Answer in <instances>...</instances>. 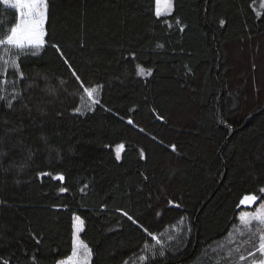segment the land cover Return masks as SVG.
<instances>
[{
  "label": "trees",
  "instance_id": "trees-1",
  "mask_svg": "<svg viewBox=\"0 0 264 264\" xmlns=\"http://www.w3.org/2000/svg\"><path fill=\"white\" fill-rule=\"evenodd\" d=\"M48 5L0 89V261L58 264L77 216L90 264H229L212 248L264 201L240 204L264 197V0ZM17 21L0 0V39Z\"/></svg>",
  "mask_w": 264,
  "mask_h": 264
},
{
  "label": "snow or ice",
  "instance_id": "snow-or-ice-1",
  "mask_svg": "<svg viewBox=\"0 0 264 264\" xmlns=\"http://www.w3.org/2000/svg\"><path fill=\"white\" fill-rule=\"evenodd\" d=\"M2 2L4 4H9L10 0H2ZM172 6V0H165L164 7L167 10L170 11ZM10 7L17 11L18 22L15 26L11 27L10 34L6 35L5 38L0 39V45L5 46V55L13 57L10 60H4L3 63L5 65L10 64L14 70H18L19 66L14 57L25 54V49L27 48H41L44 44V23L47 19L49 5L48 0H11ZM161 14V0H156V15L159 17ZM223 23L224 21H221V24ZM53 47L57 46L53 45ZM57 50L59 51L58 48ZM32 54L35 55L36 53ZM65 62L67 63V61ZM148 74H151L150 71ZM81 86L83 87V84ZM85 91L88 92V89H85ZM88 94L91 96V92ZM0 99H2V97H0ZM128 122L132 123V121ZM173 150H175V146H173ZM141 156H143V152L141 153ZM119 158L118 150L117 159ZM59 179H63V177L61 176ZM61 191H63V189H61ZM259 191L264 193V187H261ZM258 199L264 200V197H258L256 194H249L244 196L240 201V204L250 207L255 204ZM128 218L130 220L132 219L131 216ZM238 220L240 221V225L236 228V231L241 237L246 238L242 240L235 251L239 253L241 248H244L247 245L252 246V248H249L247 251V257L241 254L239 260L244 261L248 257H251L250 264H264V203H261L254 212L241 213ZM133 223H136V221L133 220ZM254 223L257 225L256 227H253ZM257 236L258 243H255L254 241ZM152 239L157 243H160L156 236H152ZM37 243H39V241H37ZM253 248L254 251L252 250ZM81 249H83V252L85 253L83 264H87V259L91 256V252L83 241L75 237L73 240L71 256L58 261V264H82L79 258ZM160 255H163V251H161ZM141 259H143V257H141ZM0 264H8V262L0 261Z\"/></svg>",
  "mask_w": 264,
  "mask_h": 264
},
{
  "label": "rangeland",
  "instance_id": "rangeland-1",
  "mask_svg": "<svg viewBox=\"0 0 264 264\" xmlns=\"http://www.w3.org/2000/svg\"><path fill=\"white\" fill-rule=\"evenodd\" d=\"M10 3H11V0H10ZM10 3L6 4V5H10ZM164 3H165V0H161V13L162 14L160 16L167 15L171 12V10L169 11L164 7ZM155 14H156V0H155ZM43 40H44V36H43ZM42 47L41 48H31V47L27 48V49H25V54L37 53L42 49ZM4 48H5V46L0 45V89L6 98L13 99V98H16L19 94L18 80L21 77V73L19 72V69L14 70L10 64L5 65L3 63L4 60H10L13 58V57H10L8 55H5ZM228 51H229V59L234 60L231 62L236 61V63H239L237 47L236 46H230ZM25 54H23V55H25ZM19 56H21V55H19ZM19 56L14 57L16 59V61L18 60ZM137 70H138L139 76L145 77L148 75V73L145 70H143L141 67H138ZM261 72L264 73V68H262ZM238 74H239V72H238ZM235 76H237V75L234 74V76H232V77L235 79ZM257 85H258V83H257ZM260 87L263 88V90H264V84L260 85ZM247 95H248L247 104L250 105L251 101H250L249 97L253 96V94L251 92H249ZM88 96L91 97L92 101L94 100V95H92V93H91V96L89 94H88ZM257 99H259V95H257V97L254 96V100H257ZM122 148H123L122 145H119L115 148L116 154H117V151L119 150V157H120V154L122 152ZM261 203H264V201ZM259 205L253 210H244V211L240 212L238 214V217L243 212H254L259 207ZM81 222H82V220L79 217L74 216L73 240H74V237L81 240L80 239V232L83 229V222L82 223ZM239 225H240V221L238 220L237 224H234L230 228L229 234H227L226 237L223 238L222 240L218 241L220 243L215 242V244L216 243H218V244H216L215 246L213 245L214 247L212 248V250L216 251L220 254L222 253L224 259L228 260L229 264H250V261L252 259L251 257H248L244 261H240L239 256L241 254H243L247 257V251L249 248H252L251 245H247L244 248H241V251L239 253L235 251V249L242 242V240L244 238H246V237H241L239 235V233L236 231V228ZM256 226L257 225L254 223L253 227H256ZM254 242L258 243V236L256 237ZM252 250L254 251V248ZM71 254H72V252H71ZM71 254H70V256H71ZM84 256H85V253L83 252V249H81L80 253H79V258H80L82 264H83ZM90 260H91V256L88 257L87 264H90Z\"/></svg>",
  "mask_w": 264,
  "mask_h": 264
},
{
  "label": "water",
  "instance_id": "water-1",
  "mask_svg": "<svg viewBox=\"0 0 264 264\" xmlns=\"http://www.w3.org/2000/svg\"><path fill=\"white\" fill-rule=\"evenodd\" d=\"M256 203H257V201H256ZM256 203L255 204H253V205H251L250 207H248V206H244V205H241L243 208H251V207H253V206H255L256 205Z\"/></svg>",
  "mask_w": 264,
  "mask_h": 264
}]
</instances>
